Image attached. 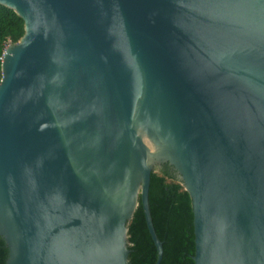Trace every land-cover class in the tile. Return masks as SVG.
Returning a JSON list of instances; mask_svg holds the SVG:
<instances>
[{
  "label": "water",
  "instance_id": "water-1",
  "mask_svg": "<svg viewBox=\"0 0 264 264\" xmlns=\"http://www.w3.org/2000/svg\"><path fill=\"white\" fill-rule=\"evenodd\" d=\"M5 264H130L129 222L167 165L195 264H264V0H0ZM152 146L153 150L150 148Z\"/></svg>",
  "mask_w": 264,
  "mask_h": 264
},
{
  "label": "trees",
  "instance_id": "trees-1",
  "mask_svg": "<svg viewBox=\"0 0 264 264\" xmlns=\"http://www.w3.org/2000/svg\"><path fill=\"white\" fill-rule=\"evenodd\" d=\"M25 33V23L17 12L0 3V81L2 60L6 47L16 43ZM150 211L158 237L163 243L160 264H195V233L192 198L183 185L165 165L153 170L149 187ZM130 264H155L158 253L149 232L140 201L129 222ZM8 248L0 236V264H5Z\"/></svg>",
  "mask_w": 264,
  "mask_h": 264
},
{
  "label": "bare ground",
  "instance_id": "bare-ground-1",
  "mask_svg": "<svg viewBox=\"0 0 264 264\" xmlns=\"http://www.w3.org/2000/svg\"><path fill=\"white\" fill-rule=\"evenodd\" d=\"M149 146H150V148L153 150L152 146H151V145H149Z\"/></svg>",
  "mask_w": 264,
  "mask_h": 264
}]
</instances>
